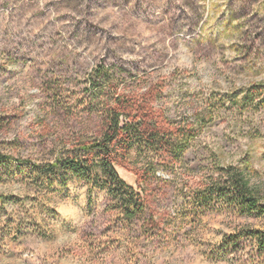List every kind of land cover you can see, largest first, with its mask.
I'll return each mask as SVG.
<instances>
[{
  "label": "rangeland",
  "instance_id": "rangeland-1",
  "mask_svg": "<svg viewBox=\"0 0 264 264\" xmlns=\"http://www.w3.org/2000/svg\"><path fill=\"white\" fill-rule=\"evenodd\" d=\"M110 109L184 147L116 166L135 218L85 180L33 173L98 138ZM0 144V198L27 205L0 264H264L247 235L264 215L208 193L229 166L264 191V0H0Z\"/></svg>",
  "mask_w": 264,
  "mask_h": 264
},
{
  "label": "trees",
  "instance_id": "trees-1",
  "mask_svg": "<svg viewBox=\"0 0 264 264\" xmlns=\"http://www.w3.org/2000/svg\"><path fill=\"white\" fill-rule=\"evenodd\" d=\"M96 72L99 77L100 73ZM122 117L124 121H121ZM99 133V137L92 142L75 144L71 153L34 166L35 178L42 180V184L44 180L54 179L62 186L72 177L85 180L93 187L105 190L120 205L127 218H135L144 212L143 199L137 189L119 176L116 166L129 159L132 152H154L171 145L172 153L182 155L184 147L170 144L165 135L149 131L140 120H130L115 109L108 111L107 120ZM9 159L11 157L0 144V179L12 177ZM222 172V176L209 184L208 193L214 197L224 196L247 211H259L264 215V191L250 183L245 171L229 166ZM27 176L14 177L30 183L31 174ZM26 189L25 193L31 194L27 186ZM24 203L20 199L12 201L0 198V237H3L6 230L13 229L12 227H15L16 233L21 232L27 207ZM247 235L260 251H264V232L251 231ZM223 243L226 249L240 247V239L236 236L226 238Z\"/></svg>",
  "mask_w": 264,
  "mask_h": 264
}]
</instances>
